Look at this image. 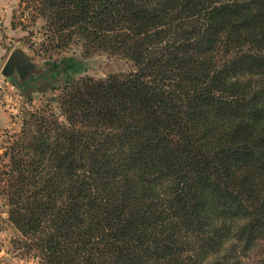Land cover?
Here are the masks:
<instances>
[{
    "label": "trees",
    "instance_id": "obj_1",
    "mask_svg": "<svg viewBox=\"0 0 264 264\" xmlns=\"http://www.w3.org/2000/svg\"><path fill=\"white\" fill-rule=\"evenodd\" d=\"M33 2L48 48L131 70L67 82L24 118L0 169L19 249L39 264H264V0Z\"/></svg>",
    "mask_w": 264,
    "mask_h": 264
},
{
    "label": "rangeland",
    "instance_id": "obj_2",
    "mask_svg": "<svg viewBox=\"0 0 264 264\" xmlns=\"http://www.w3.org/2000/svg\"><path fill=\"white\" fill-rule=\"evenodd\" d=\"M33 4V0H0V111L5 107V112H11L10 126L0 130V169L8 161L7 148L18 138L24 118L47 105L67 82L82 76L104 78L131 70V64L123 58L99 51L87 54L76 43L63 50L48 48L45 21L34 16ZM16 48L33 62L28 81L16 69L11 76L2 72L8 55ZM43 79H49L52 85L43 92L35 91L32 82ZM20 238L8 219V206L0 192V264H39L15 244ZM262 254L264 242L256 248L252 259L256 261Z\"/></svg>",
    "mask_w": 264,
    "mask_h": 264
},
{
    "label": "water",
    "instance_id": "obj_3",
    "mask_svg": "<svg viewBox=\"0 0 264 264\" xmlns=\"http://www.w3.org/2000/svg\"><path fill=\"white\" fill-rule=\"evenodd\" d=\"M14 69H16L20 76H25L24 80H27L29 71L33 69V62L31 58L21 49H14L7 57L2 72L6 76H11ZM52 85L50 80L45 83V88L41 90H47Z\"/></svg>",
    "mask_w": 264,
    "mask_h": 264
},
{
    "label": "crops",
    "instance_id": "obj_4",
    "mask_svg": "<svg viewBox=\"0 0 264 264\" xmlns=\"http://www.w3.org/2000/svg\"><path fill=\"white\" fill-rule=\"evenodd\" d=\"M34 78V76L32 77ZM30 80L29 77L27 78L26 81ZM47 80L49 79H43V80H38L35 82H32V84H34V90L41 92V90L43 88H45V83L47 82ZM4 110H1L0 112V130H3L5 127L10 126V121H11V117H10V113L11 112H5L6 109L5 107H3Z\"/></svg>",
    "mask_w": 264,
    "mask_h": 264
}]
</instances>
